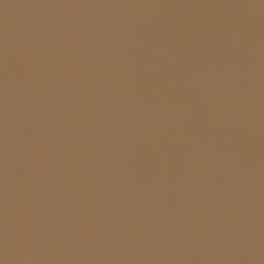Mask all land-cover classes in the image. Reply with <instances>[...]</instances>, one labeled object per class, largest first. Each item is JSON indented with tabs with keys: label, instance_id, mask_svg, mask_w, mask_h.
<instances>
[{
	"label": "water",
	"instance_id": "obj_1",
	"mask_svg": "<svg viewBox=\"0 0 264 264\" xmlns=\"http://www.w3.org/2000/svg\"><path fill=\"white\" fill-rule=\"evenodd\" d=\"M0 264H264V0H0Z\"/></svg>",
	"mask_w": 264,
	"mask_h": 264
}]
</instances>
